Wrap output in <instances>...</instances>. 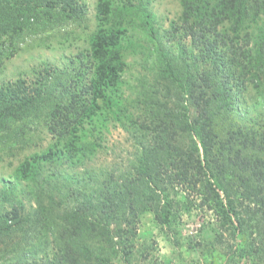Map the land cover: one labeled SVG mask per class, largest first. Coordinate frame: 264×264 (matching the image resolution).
I'll return each instance as SVG.
<instances>
[{"label": "trees", "instance_id": "1", "mask_svg": "<svg viewBox=\"0 0 264 264\" xmlns=\"http://www.w3.org/2000/svg\"><path fill=\"white\" fill-rule=\"evenodd\" d=\"M154 1L97 0L91 28L82 0H0V73L27 34L77 25L86 43L0 84V163L13 167L0 173V264H162L139 230L148 213L193 263L264 264V0H177L165 34ZM138 30L152 81L126 76ZM116 127L135 152L97 168ZM39 128L50 139L19 156ZM194 210L211 219L184 242Z\"/></svg>", "mask_w": 264, "mask_h": 264}, {"label": "rangeland", "instance_id": "2", "mask_svg": "<svg viewBox=\"0 0 264 264\" xmlns=\"http://www.w3.org/2000/svg\"><path fill=\"white\" fill-rule=\"evenodd\" d=\"M86 3L87 15L90 20L91 28L95 27V9L97 0H82ZM153 11L156 15V26H160L161 33H167L170 28V24L178 17L180 12V5L177 0H155L153 3ZM31 34V33H30ZM27 34L23 37L17 45L18 50L10 59H4V65L1 68L0 84L3 82L15 81L18 76L28 78L29 81L38 79L39 74H43L45 66L52 69L54 66L62 67L66 61V56H72L77 53V48L85 46V31L77 25L67 24L61 31L51 32L45 34ZM171 33L167 35V40ZM135 36L134 53L130 57L131 69L127 72L126 76L141 77L145 75L148 80L152 81L155 75V71L152 69V63L149 58L150 52L144 48L148 43L146 42L145 34L141 31H133ZM77 38V39H76ZM80 38V39H78ZM173 39V37H172ZM144 46V47H142ZM36 70L34 72V70ZM45 73V72H44ZM4 86V85H2ZM33 141L29 142V146L23 151H19V156H25L30 154L34 150H38L43 147L42 143H46L50 139L49 135L45 132H40V128L35 130L32 137ZM46 140V141H45ZM105 145L107 148L101 152L95 160V167L106 166H123L127 164V160L131 158L135 152L134 142L130 138V135L122 128H111V131L106 134ZM18 159L14 158V166L18 164ZM20 157V158H22ZM124 160V163H120ZM120 163V164H119ZM13 171V167H8L4 163H0V173L9 176ZM211 219L209 213H204L200 210H194L191 214L184 213L181 222V237L185 241L190 237H195L200 227L203 224H207ZM140 233L145 238L156 239L155 240V256L153 259L161 258L163 264L165 260H168L170 256H173L174 264H177L181 260L178 253H181L184 257V263L188 264H201L203 260L196 259V263L191 262V255H188L186 251L187 243H183L185 246L174 247L172 241H168L166 237L158 230L153 220V215L148 213L141 218L139 225ZM164 237V238H163ZM242 236H239V240H243ZM227 240H231L227 238ZM152 257V255L150 254ZM150 258V257H149ZM201 258V257H200ZM193 261V260H192ZM140 264H152L149 259L140 262ZM238 264H251L248 261L242 260Z\"/></svg>", "mask_w": 264, "mask_h": 264}]
</instances>
